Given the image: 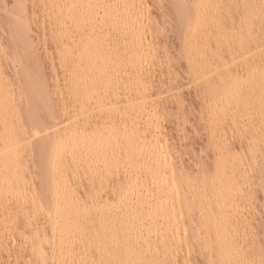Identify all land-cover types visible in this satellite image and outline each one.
Wrapping results in <instances>:
<instances>
[{
    "label": "bare ground",
    "instance_id": "6f19581e",
    "mask_svg": "<svg viewBox=\"0 0 264 264\" xmlns=\"http://www.w3.org/2000/svg\"><path fill=\"white\" fill-rule=\"evenodd\" d=\"M186 2L0 0V264H264V0Z\"/></svg>",
    "mask_w": 264,
    "mask_h": 264
},
{
    "label": "rangeland",
    "instance_id": "374dc122",
    "mask_svg": "<svg viewBox=\"0 0 264 264\" xmlns=\"http://www.w3.org/2000/svg\"><path fill=\"white\" fill-rule=\"evenodd\" d=\"M185 1H187V2H186L187 5H188V2L190 3V1H191L192 3L196 2V0H195V1H194V0H185ZM193 1H194V2H193ZM187 5H186V6H187ZM184 7H185V5H184ZM182 10H184V9L182 8ZM176 14L178 15V13H176ZM167 15H168V14H167ZM167 15H166V16H167ZM175 16H176V15H175V12L173 13V15H172V13H170V15H168V17H166V18H165V16H164V18H165V19H164V22H166V23H168V24H169V23H170V24H171V23H174L173 21H174L175 19H177V17L175 18ZM178 16H180V14H179ZM180 17H181V16H180ZM174 18H175V19H174ZM173 19H174V20H173ZM159 20L161 21V24H162V23H163V22H162L163 18H160ZM168 24H166L165 26H167ZM163 25H164V23H163ZM163 25H162V26H163ZM176 32H177V30L171 32L174 36H173L172 34H170V35H171L170 37L167 36L166 41H167L168 38H169L168 41H169V44H170V45H168V47H169L168 50H171V47L174 46L175 43H176V44L178 43V40H177V33H176ZM168 41H167V42H168ZM163 63H164V62H163ZM163 63H162V64H163ZM166 63H167V62H165V64H166ZM166 65H167V64H166ZM187 65H188V64H187ZM163 66H165V65L163 64ZM160 72H161V71H160ZM160 72H158V73H160ZM185 249H186V248H182L181 253H182V252H183V253H182L181 255H182L183 259L188 260L189 258H191V255H190V253L188 252V250H185ZM187 252H188V254H187Z\"/></svg>",
    "mask_w": 264,
    "mask_h": 264
}]
</instances>
